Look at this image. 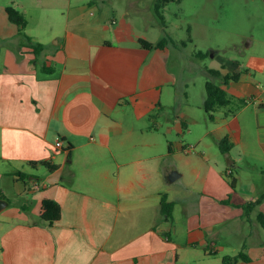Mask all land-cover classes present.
Instances as JSON below:
<instances>
[{
  "label": "crops",
  "instance_id": "1",
  "mask_svg": "<svg viewBox=\"0 0 264 264\" xmlns=\"http://www.w3.org/2000/svg\"><path fill=\"white\" fill-rule=\"evenodd\" d=\"M109 1L59 8L60 23L31 26L28 20L26 33L44 44L39 55L18 24L0 22V264H179L197 249L191 245L224 264L240 251L217 256L223 247L202 229V210L205 220L230 219L234 208L259 215L264 198L244 212L239 206L263 196L264 187L241 199L229 182L234 160L227 168L213 165L184 141L173 143L168 135L188 126L184 112L162 131L165 106L180 95L168 70L169 45L146 48L140 39L157 43L164 30L151 32V21L131 18ZM215 70L231 96L246 99L236 85L246 80L242 69L237 80L225 77V67ZM225 137L233 146L231 134ZM184 162L203 181L188 243L172 236L175 207L171 215L161 208L163 194L176 205L163 183L183 177ZM42 166L48 169L42 178L29 172ZM44 199L62 207L53 224L41 217ZM202 201L233 209L216 216ZM260 235L257 230L243 249L250 260L235 264H264Z\"/></svg>",
  "mask_w": 264,
  "mask_h": 264
},
{
  "label": "rangeland",
  "instance_id": "2",
  "mask_svg": "<svg viewBox=\"0 0 264 264\" xmlns=\"http://www.w3.org/2000/svg\"><path fill=\"white\" fill-rule=\"evenodd\" d=\"M89 1L92 0H0V22L9 20L6 7L14 6L27 17L31 26L37 21L45 25L60 23L62 14L59 8L66 9L70 5L77 6ZM109 2L121 12L130 13L131 18L140 14L148 22L151 21V32L159 28L164 30L165 35V30L167 31V54H170L168 70L173 75V82L180 95L165 106L166 110L159 119L163 124L162 131H166L168 120L171 125L179 113L184 112L188 126L180 134L177 131L169 134V139L173 143L177 140L184 141L186 150L205 155L213 165L227 168L229 162L234 160L235 163L231 166L233 172L229 174L232 189L242 192L241 199L259 196L264 187V124L260 120L261 113L264 112V108H261L264 103V0L171 1L163 9L166 26L155 12V0ZM26 30H19L20 37H25V33H28ZM199 51L205 52L207 56L199 57ZM223 67L230 75L238 69L245 72L243 75H246V80L236 85L245 92L246 99L244 101L232 96V103L219 108L215 112L216 118H211L210 113L205 110L202 96L207 95L208 80L226 86L223 75L216 76L209 72L210 69ZM183 91L189 92L188 98ZM219 118L225 120L220 121ZM228 133L231 134L233 146L231 145L230 151L224 152L221 143ZM196 163L199 164L198 161ZM181 165L183 177L173 182L165 180L163 184L167 188L165 191L176 199L175 211L169 221L172 236L178 242L188 243L189 219L191 225H196L199 219L196 214L197 200L203 181L192 172L193 164L184 162ZM47 170V167L42 166L38 169L31 168L29 172L42 178ZM235 176L238 183L233 187L231 179ZM14 198L12 194V199ZM202 207L210 208L209 212L216 216L227 213L226 209L232 208L230 205L207 201H202ZM239 208L246 211L244 206ZM252 211L254 212L251 213ZM234 212L230 219L216 217L205 220L202 210V229L223 247L217 256L242 251L255 238L257 230L261 234L259 239L264 240V228L258 220L256 209L241 214L234 208ZM250 213L251 218L248 216ZM191 246L197 249L190 250L189 260L179 264H213L215 257H205L202 246Z\"/></svg>",
  "mask_w": 264,
  "mask_h": 264
},
{
  "label": "trees",
  "instance_id": "3",
  "mask_svg": "<svg viewBox=\"0 0 264 264\" xmlns=\"http://www.w3.org/2000/svg\"><path fill=\"white\" fill-rule=\"evenodd\" d=\"M171 1H175V0H155V12L157 16L160 18L164 26H166V21H165V16L163 14V9ZM176 1H181V0H176ZM6 11L8 13L9 19L15 22L16 24H18L20 32H23V30H25L28 25L27 17L19 9H17L14 6H7ZM25 37L29 40V43H30L29 45L32 47V49H34L35 53L39 55L44 48V44L41 42H35L33 38L27 33H25ZM168 38L169 37L167 35V31L165 30V35L162 38V40H160L159 42L154 43V42H150L145 39H140V43L146 48L165 47L166 45H168V42H167ZM184 44L186 43L184 42ZM197 55L202 58H205L207 56V54L202 51H199ZM210 71L213 75H216V76L221 75L219 70L211 69ZM225 77H227V79L237 80L238 74L235 72L232 75L225 76ZM206 91H207V98H206L204 107H205V110L210 113L211 118H214L215 111H217L221 107L230 105L233 101V97L228 93L227 89L223 87L222 85L214 82L213 80L207 81ZM263 104H261V106H264ZM71 145L72 144L70 143L69 146L71 147ZM70 147H69V150H71ZM221 148L224 152L231 150V144L229 141V137H225L222 140ZM40 163L49 165V163L45 160L40 161ZM50 167L53 168L52 166ZM231 184L233 187H235L236 178L233 177L231 179ZM263 198H264V195L261 196L260 198H257L256 200L248 201L244 204V207L250 210L252 207L261 203ZM174 207H175V202L168 200V197L166 196V194H163L161 198V208H162L163 213H168V215H171ZM61 215H62V207L57 200L55 199H44L43 200L41 217L45 219L46 222H48L49 224H53L55 221L61 218ZM258 217L262 225L264 226V213L260 212ZM240 259L249 261L250 257L244 251H240L238 254L234 256H225L224 264H235Z\"/></svg>",
  "mask_w": 264,
  "mask_h": 264
},
{
  "label": "built area",
  "instance_id": "4",
  "mask_svg": "<svg viewBox=\"0 0 264 264\" xmlns=\"http://www.w3.org/2000/svg\"><path fill=\"white\" fill-rule=\"evenodd\" d=\"M56 145H57L58 147H63V141H62L61 139H58ZM186 149H187V148H186Z\"/></svg>",
  "mask_w": 264,
  "mask_h": 264
},
{
  "label": "water",
  "instance_id": "5",
  "mask_svg": "<svg viewBox=\"0 0 264 264\" xmlns=\"http://www.w3.org/2000/svg\"><path fill=\"white\" fill-rule=\"evenodd\" d=\"M231 163L229 162V165H230ZM176 177V173L175 172H172L170 175H169V178L170 179H174Z\"/></svg>",
  "mask_w": 264,
  "mask_h": 264
}]
</instances>
